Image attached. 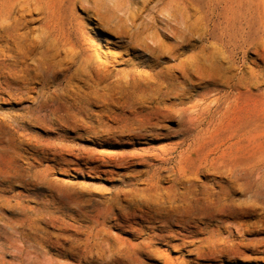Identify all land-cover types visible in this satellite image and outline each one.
Here are the masks:
<instances>
[{
    "label": "rangeland",
    "instance_id": "374dc122",
    "mask_svg": "<svg viewBox=\"0 0 264 264\" xmlns=\"http://www.w3.org/2000/svg\"><path fill=\"white\" fill-rule=\"evenodd\" d=\"M7 1L0 0V10ZM98 1L103 10L121 14L119 8L128 13L137 4L145 5L140 20H155L157 29L171 36L177 27L179 53L188 55L193 46L206 43L201 36L205 22L211 24L214 43L241 42L259 18L263 0ZM56 2L57 10L96 42L116 70L128 67L124 59L133 55L122 56L119 35L98 25L95 0ZM40 24L34 21L30 26ZM184 37L189 46L181 49ZM165 40L176 43L174 38ZM186 55H179V60ZM149 60L133 58L139 68H148L153 63ZM232 63L234 72L247 82L255 79L251 71L258 72L261 82L240 91L198 78L196 86L184 82L188 94L183 103L177 98L167 101L176 117L162 118L156 128L143 130L134 139L126 137L127 132L108 133L107 125L114 123L101 117L100 97L88 93L78 80L69 81L65 72L45 71L34 77L39 71L32 68L31 84H7L0 71V264H264V61L251 48L234 52ZM112 94L124 100L142 95ZM177 142L183 143L161 153ZM189 145L197 148V155L188 164ZM109 155L131 158L104 161ZM160 157L169 159L163 163ZM90 160L94 162L86 163ZM205 165L233 171L234 188L226 202L234 209L191 223L193 233L187 237L175 223L171 229L179 231L176 239H154L149 244V235L165 231L156 227L160 217L143 214L140 199L150 193L184 191L187 182L181 166L196 171ZM158 167L161 188L146 189L149 174ZM210 174L216 172L196 176L211 182ZM214 233L227 242H214ZM182 237L189 242L182 244Z\"/></svg>",
    "mask_w": 264,
    "mask_h": 264
},
{
    "label": "bare ground",
    "instance_id": "6f19581e",
    "mask_svg": "<svg viewBox=\"0 0 264 264\" xmlns=\"http://www.w3.org/2000/svg\"><path fill=\"white\" fill-rule=\"evenodd\" d=\"M56 1L57 0H9L5 3V7L0 10V14L1 12L3 13L0 19V71L5 74L4 78L7 84L13 83L14 81L19 83H30L29 76L31 75L32 68L39 71L34 77L41 76L45 71H50L52 74L65 72L69 81L78 80L84 87L86 86L89 89L88 93H94L97 97H100L98 101L103 102L104 111L101 117H106L109 121L114 123L113 125H107L106 130L108 133L115 134L127 132V134H125L126 137L133 138L143 130L156 128V125L162 121V118L174 116V112L172 111L173 104L167 101L171 98H177L180 101L179 104L183 103V99L188 94L184 93L186 90L183 85L184 82H190L193 86H196L195 79L198 78L208 84L219 83L230 89H237L239 91L242 88H254L261 82L258 72L255 73L251 71L252 77L255 79L253 81L250 80V82H247L243 76L235 73L232 56L236 51L239 52V50H241L246 52L253 48L257 52L258 59L264 61V0L262 1V8L259 11V18L250 26V34L241 42L239 41V43H237L229 39L221 43H214L210 40V38L213 37L211 24L205 22L202 25L203 31L201 36L205 37L206 43L198 47L193 46L192 52L188 55H186L184 51L179 53V33L177 27L175 28L174 26L172 31L173 35L171 36L166 32L158 30L155 20H140L145 10V5L137 4L134 8L129 10L128 13L119 8V11H123L121 14L103 10L102 3L95 0L97 2L95 14L99 20L98 25L119 35V38L122 39L120 45L124 51L122 56L125 54H132L133 58L148 57L153 61V63L150 62V64H148V68H139L141 64H136L131 56V58L124 59V63L128 65V67L120 71L114 68L113 61L105 59L107 55L100 50L96 42L90 38L83 29L74 26L72 19H66L64 17V12L57 10L56 7L58 4ZM34 21L41 22L40 26H30V23ZM165 37L176 39V43H167ZM148 39H151L153 43L149 42ZM188 40L189 38H183L181 49H185L189 46L186 42ZM183 54L186 56H182L183 58L179 60V55ZM172 60L174 61L172 62ZM2 86L5 87L6 85L2 84ZM136 92L142 93L141 97L135 98L133 94L132 96H128L131 100H124L123 97H115L112 94ZM122 122L123 124H121ZM163 126L165 127V125ZM182 143L183 142H177L174 147L170 149H162L161 153L165 154L166 152H172L174 148L181 146ZM130 152H132V150ZM196 155L197 148L189 145L185 161L188 164L191 163V159ZM82 156L83 155H81V157ZM119 157V155H109L108 159H104V161L128 162L131 158L130 157L127 161L124 158L125 156ZM168 159L169 158L160 157L159 161L164 163ZM92 162L94 161L90 160L86 163ZM205 166L206 167L199 168L196 171H191L188 167L181 166L180 174L184 176L183 178H185L187 182L184 191L176 189L168 195L150 193L146 198L140 199V205L145 207V209H142L143 214L149 219L160 217L161 223L156 227L162 228L165 231V233L158 232L149 235V244H151L154 239H176V235H179V231L177 232L171 229V226L175 223L178 225L179 223L181 224V230L185 232H181L180 234L187 237L189 233H193V230L189 228L192 226L190 225L191 223H196L200 220L203 221L206 215H209L212 220L218 215H224L227 210L234 209L226 202L230 196L229 191L231 192L234 188L233 171H231V169L225 171L213 165ZM210 170L215 171L216 174L219 173L218 175L210 174V176H212L210 178L211 182L198 180L196 175L199 172L205 171L209 173ZM160 172L161 167L152 170V173H150L147 178L146 189L161 188L160 182L162 178ZM177 179L178 177L173 180L176 182ZM11 184L12 183H10V185ZM210 210L213 212H210ZM216 210L218 211L217 213L214 212ZM202 214L204 216H202ZM137 216L139 217L140 215ZM122 219L124 220V217ZM124 224L126 223L124 222ZM150 228L151 227H149V229ZM214 236V238H216L213 239L214 242H227L225 238L220 236V233H214ZM181 241L182 244L189 242L186 241L184 237L181 238Z\"/></svg>",
    "mask_w": 264,
    "mask_h": 264
}]
</instances>
